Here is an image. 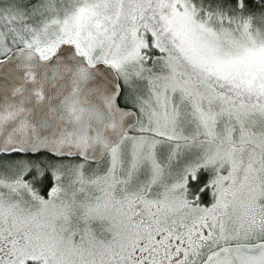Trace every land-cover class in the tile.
<instances>
[{
  "label": "snow or ice",
  "instance_id": "snow-or-ice-1",
  "mask_svg": "<svg viewBox=\"0 0 264 264\" xmlns=\"http://www.w3.org/2000/svg\"><path fill=\"white\" fill-rule=\"evenodd\" d=\"M0 264H264V0H0Z\"/></svg>",
  "mask_w": 264,
  "mask_h": 264
}]
</instances>
